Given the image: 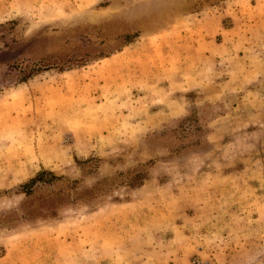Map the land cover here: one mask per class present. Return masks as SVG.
I'll return each instance as SVG.
<instances>
[{
    "label": "rangeland",
    "instance_id": "374dc122",
    "mask_svg": "<svg viewBox=\"0 0 264 264\" xmlns=\"http://www.w3.org/2000/svg\"><path fill=\"white\" fill-rule=\"evenodd\" d=\"M0 264H264V0H0Z\"/></svg>",
    "mask_w": 264,
    "mask_h": 264
},
{
    "label": "trees",
    "instance_id": "16d2710c",
    "mask_svg": "<svg viewBox=\"0 0 264 264\" xmlns=\"http://www.w3.org/2000/svg\"><path fill=\"white\" fill-rule=\"evenodd\" d=\"M35 180H36V178L35 179H32L30 182L33 183V182H35Z\"/></svg>",
    "mask_w": 264,
    "mask_h": 264
}]
</instances>
